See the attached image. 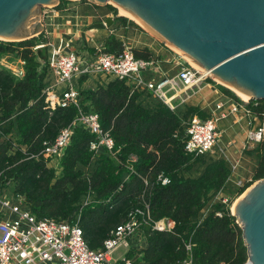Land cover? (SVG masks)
<instances>
[{"label": "trees", "instance_id": "trees-1", "mask_svg": "<svg viewBox=\"0 0 264 264\" xmlns=\"http://www.w3.org/2000/svg\"><path fill=\"white\" fill-rule=\"evenodd\" d=\"M44 43V32L22 42L0 40V59L25 62L23 77L0 65V134L7 138L0 140V188L15 184L16 194L24 198L38 219L73 223L81 214L80 226L93 250L103 247L110 232L131 210L144 208L147 203L154 222L172 221L175 230L159 232L152 224H144L147 248L126 255V260L135 264H176L186 257L188 242L193 244L194 264H246L248 249L230 208L215 203L205 219L197 223L213 198L226 189L232 175L224 160L209 163L198 178L184 175L202 159L193 160L185 154L189 135L184 124L197 109L181 114L163 103L148 109L140 101L141 93H131L123 81L114 80L106 88L81 91L78 107L59 108L53 122H48L43 94L48 65L39 61L36 50ZM124 49L122 42L110 36L100 52L115 54ZM132 51L137 59H153L148 49ZM256 102L258 106L252 108L262 116L264 101ZM80 112L99 115L103 130L109 131L114 141L113 154L104 149L95 156L91 143L96 137L76 126L58 166L50 167L40 153L44 142H54L59 132L50 133L51 129L65 120L60 124L63 129ZM13 148L16 151L9 155ZM258 151L260 162L254 179L239 196L264 178V143ZM162 172L171 179L167 186L156 183V176ZM126 174L128 180L124 179ZM90 193L94 201L81 208Z\"/></svg>", "mask_w": 264, "mask_h": 264}, {"label": "built area", "instance_id": "built-area-1", "mask_svg": "<svg viewBox=\"0 0 264 264\" xmlns=\"http://www.w3.org/2000/svg\"><path fill=\"white\" fill-rule=\"evenodd\" d=\"M40 47L48 50L43 94L46 110L49 112H55L59 108L66 109L71 105L79 106L80 93L72 84L76 78L106 76L120 80L130 88L131 93H149L175 110L168 96L170 92L178 94L199 88L211 77L186 62L175 78L166 77L160 81H149L143 77L149 63L137 59L129 48L115 54H104L99 51L95 55L82 56L70 51L68 43L59 47L44 43L37 46ZM18 63L21 67L12 71L16 76L23 77L25 62L18 60ZM60 85H65V89L59 90ZM257 106L258 103L254 100H242L231 112L237 113L241 108H245L246 114L254 123L248 133L249 141L260 146L264 143V114L259 116L252 108ZM221 107L222 105L218 106L219 109ZM217 122L218 118L203 120L193 116L185 124L189 135L185 146L187 157L196 160L213 151L219 135ZM76 126H82L96 137V141L91 143V150L95 156L104 149L113 154L114 141L109 131L103 130L99 115L80 112L71 124L61 129L54 142H44L40 155L49 161L50 167L58 166L62 151L70 143ZM5 139L7 138L0 134V140ZM12 150L16 151V148ZM156 183L167 186L171 179L162 172L156 176ZM145 184L149 186V181L146 180ZM15 187L16 185L11 183L7 188H0V264H119L120 261L135 264L132 260H126V255L131 250H142L146 240L143 233L144 224H152V228L159 232L175 230V223L172 221L154 222L150 206L145 203L144 208L138 207L128 213L126 219L104 240L102 248L93 250L85 240L80 226L81 214H78L73 223H62L48 218L38 219L24 198L16 194ZM93 201V195L88 194L81 203V208ZM220 203L230 208L234 200L223 199ZM213 204L214 200L209 207ZM211 210L206 207L197 223H201ZM218 215L221 216V213ZM139 235L144 239L138 238ZM122 247L126 249L124 257L121 260H114L113 254ZM185 251L186 257L176 264H194L191 242L185 244Z\"/></svg>", "mask_w": 264, "mask_h": 264}, {"label": "water", "instance_id": "water-1", "mask_svg": "<svg viewBox=\"0 0 264 264\" xmlns=\"http://www.w3.org/2000/svg\"><path fill=\"white\" fill-rule=\"evenodd\" d=\"M61 0H0V40L22 42L44 31L43 8ZM129 12L164 44L249 100L264 101V0H89ZM95 23L85 30L105 29ZM47 64L48 50L37 48ZM232 90V91H233ZM232 215L243 232L248 264H264V178L236 200Z\"/></svg>", "mask_w": 264, "mask_h": 264}, {"label": "crops", "instance_id": "crops-1", "mask_svg": "<svg viewBox=\"0 0 264 264\" xmlns=\"http://www.w3.org/2000/svg\"><path fill=\"white\" fill-rule=\"evenodd\" d=\"M59 5L42 11L40 20L44 26L45 44L50 43L59 47L68 43L70 51L84 55L89 54L90 50L99 52L105 45L106 39L114 36L124 44L125 48L148 49L151 52L153 59L148 62L149 67L143 73L144 79L149 81H160L166 77L175 78L181 71L182 65L187 62L156 36L143 31L141 26L133 20L126 16V21L119 20L118 18L123 16H119L113 8L111 11L82 1H66L61 4V7ZM109 18H113L110 27L85 30L92 24L105 23ZM78 50L83 52H78ZM114 80L106 76L83 77L74 79L72 84L80 93L84 90L106 88ZM209 82L187 92L178 94L170 92L168 96L175 110L181 114H185L190 108H195L197 113L194 116L203 120L218 118L219 135L215 148L197 161L184 175L198 178L209 163L224 160L231 168L232 175L226 189L213 198L215 203H220L223 199L236 200L241 189L252 183L260 162V154L259 146L250 142L248 138V133L254 123L246 114L245 108H241L237 113L231 112L232 108L243 99L237 93H228L219 84ZM65 87V85H60L59 90H64ZM141 96L140 101L148 109H156L162 103L149 93H143ZM219 105H222L220 109ZM128 178V174L124 175L125 180ZM212 206L207 209H212ZM144 242L142 250L147 248L146 240Z\"/></svg>", "mask_w": 264, "mask_h": 264}, {"label": "rangeland", "instance_id": "rangeland-1", "mask_svg": "<svg viewBox=\"0 0 264 264\" xmlns=\"http://www.w3.org/2000/svg\"><path fill=\"white\" fill-rule=\"evenodd\" d=\"M65 1H74V2H79V1H82V2H85V3H89L90 1L89 0H65ZM90 3H92V2H90ZM92 4H94V3H92ZM96 7H98V8H105V9H107V10H111V11H113V9L112 8H114V10H116L117 12V14L119 15V16H123V15H121V13H120V9L119 8H117V7H115V5H113V4H111V3H109V4H106V5H96V4H94ZM106 6V7H105ZM48 8H51V7H48ZM48 8H43V10H45V9H48ZM123 17H125V16H123ZM126 18H128V17H126ZM128 19H130V20H133L134 22H136L137 24H139V26H141V28H142V30L143 31H145V32H148V33H151L145 26H143L139 21H137L136 19H132V18H128ZM152 34V33H151ZM169 48H171L173 51H175L177 54H179L180 56H182L183 58H184V60H186L187 62H189L190 63V60L188 59V58H186L181 52H179L178 50H175L174 48H172L171 46H169V45H167ZM87 51V50H86ZM78 52H83L82 50H78ZM98 52V51H97ZM97 52H92V50H90L88 53L89 54H91V55H95V54H97ZM82 56H83V54H81ZM191 64V63H190ZM0 65L1 66H3L4 68H6L7 70H9L10 72H13L12 70H16V69H18L19 67H21V65H20V63H18V60H10V59H7V58H1L0 59ZM196 66V65H195ZM197 67V66H196ZM14 73V72H13ZM209 81H212L213 83H215V84H219V86H221V87H224V88H226V89H228L227 87H225V86H223V85H221L220 83H217V81H215L212 77H210L209 79H208V81L207 82H209ZM210 83V82H209ZM230 90V89H229ZM232 91V90H231ZM232 92H234V91H232ZM235 93V92H234ZM55 116H56V113L55 112H49L48 111V114H47V118H48V122H53V120H54V118H55ZM63 123H66V121L65 120H61V122H60V124H63ZM60 124H58V125H56L55 127H56V129H54L55 127H53L52 129H51V132L50 133H53V132H55L56 130H59V132H57L54 136H55V138L58 136V134L60 133V131H61V127H60ZM9 137V136H8ZM8 154L9 155H13L14 154V151L12 150V152H8ZM10 193H11V190H10ZM240 197V196H239ZM238 197V198H239ZM237 198V199H238ZM236 199V200H237ZM236 200H234V203L236 202ZM233 205L234 204H232L231 206H230V209L231 208H233ZM231 211H232V209H231ZM138 238H142L140 235H139V237ZM140 247H141V245H140ZM100 248V247H99ZM99 248H97V249H99ZM125 251H126V249L124 248V247H122V248H120L117 252H115V254H113V259L114 260H118V259H122L123 257H124V254H125ZM246 264H248V261H247V263Z\"/></svg>", "mask_w": 264, "mask_h": 264}, {"label": "bare ground", "instance_id": "bare-ground-1", "mask_svg": "<svg viewBox=\"0 0 264 264\" xmlns=\"http://www.w3.org/2000/svg\"><path fill=\"white\" fill-rule=\"evenodd\" d=\"M120 9V13H121V15H123V16H126V17H128V18H134L129 12H127L126 10H123L122 8H119ZM135 19V18H134ZM190 63L195 67V68H197L198 70H202L198 65H196L193 61H191L190 60ZM197 67H196V66ZM206 75H210V73L209 72H206V71H204V70H202ZM233 90V89H232ZM235 93H237L243 100H249V96H246V95H244V94H242V93H240V92H237V91H235V90H233ZM233 209V208H232Z\"/></svg>", "mask_w": 264, "mask_h": 264}]
</instances>
